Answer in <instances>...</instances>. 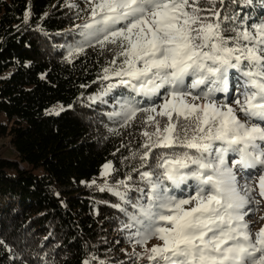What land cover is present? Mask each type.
Instances as JSON below:
<instances>
[{"label":"snow or ice","instance_id":"snow-or-ice-1","mask_svg":"<svg viewBox=\"0 0 264 264\" xmlns=\"http://www.w3.org/2000/svg\"><path fill=\"white\" fill-rule=\"evenodd\" d=\"M85 3L88 19L76 25L66 59L112 46L101 77L108 83L90 99L108 103L116 89L127 90L107 115L126 128L143 114L141 151L132 158L141 167L154 160L136 169L143 187L130 184L131 175L98 185L121 201L114 207L126 217L122 227L144 249L137 262L264 264V228L253 233L246 219L248 206L260 203L254 193L264 198V17H221L216 4L224 0ZM233 79V98L218 99ZM237 167L253 170L243 183ZM103 169L107 177L114 166Z\"/></svg>","mask_w":264,"mask_h":264},{"label":"trees","instance_id":"trees-1","mask_svg":"<svg viewBox=\"0 0 264 264\" xmlns=\"http://www.w3.org/2000/svg\"><path fill=\"white\" fill-rule=\"evenodd\" d=\"M83 2L0 0V139L14 156H0V264H82L93 256L92 264H148L137 262L143 247L122 227L126 217L114 207L121 201L98 188L128 175L143 187L139 171L154 164L132 158L141 151L143 114L120 128L107 114L127 90L116 89L108 103L90 99L108 83L101 77L111 45L66 59L76 25L88 19ZM216 8L221 17H264V0H224ZM109 162L114 170L103 177Z\"/></svg>","mask_w":264,"mask_h":264},{"label":"rangeland","instance_id":"rangeland-1","mask_svg":"<svg viewBox=\"0 0 264 264\" xmlns=\"http://www.w3.org/2000/svg\"><path fill=\"white\" fill-rule=\"evenodd\" d=\"M80 1H83V0H67V2H68L67 4L69 5V3H71V4L79 3ZM83 3H85V2H83ZM85 7H87V4ZM231 84H232V81H231ZM234 93H235V87H233V85H232V88H231L228 96L225 97L224 94L221 93V94H218L220 96L219 99H221V100L227 99L230 101L233 98ZM0 156H3V157L8 158V159H14V156L10 151V144H9L8 140H6V139H0ZM234 158L235 157L233 154H229V162L230 163H231V160ZM103 171H104V169L102 170V173H103ZM252 171L253 170H251V169L241 170L239 167H237V177L240 180V182L243 183L244 178L246 176H248L249 174H251ZM101 176H103V175H101ZM254 195L256 196V199L260 200V203L259 204L252 203L246 209V211L248 212L246 219L250 222V227H251V230L253 233L258 232L261 228H264V198H260L256 193H254ZM158 243H159V241L154 239L147 244V247L151 248L152 246H154ZM142 251H144V249H141V252Z\"/></svg>","mask_w":264,"mask_h":264}]
</instances>
